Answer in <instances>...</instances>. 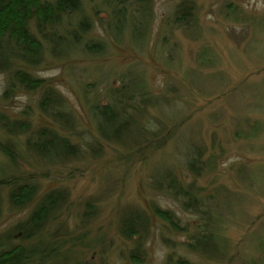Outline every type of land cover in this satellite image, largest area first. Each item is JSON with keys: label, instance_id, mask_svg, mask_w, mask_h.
Wrapping results in <instances>:
<instances>
[{"label": "rangeland", "instance_id": "1", "mask_svg": "<svg viewBox=\"0 0 264 264\" xmlns=\"http://www.w3.org/2000/svg\"><path fill=\"white\" fill-rule=\"evenodd\" d=\"M182 1L149 0L143 7L136 0H83L81 15L92 27L87 39L103 42L101 54L73 44L31 68L66 96L76 139L90 153L52 165L24 151V135L14 138L15 165L0 152V251L28 244L11 236L46 192L64 188L68 201L44 232L57 231L65 241L60 264H166L169 255L192 264H264V0H188L195 17L186 28L175 22ZM119 10L146 20L147 30L133 33L129 21L119 29ZM138 77L151 99L137 116L141 132L97 139L94 106L111 102L112 90ZM5 89L0 73V112L36 127L45 123L39 92L21 89L5 100ZM0 140H7L2 129ZM194 156L197 171L190 167ZM14 177L39 189L21 208L2 183ZM173 178L191 186L199 209L174 195ZM88 202L92 216L85 219ZM156 207L173 212L187 230L173 228ZM130 210L144 216L141 238L121 233ZM203 222L214 237L211 253L184 244ZM138 240L141 260L132 255Z\"/></svg>", "mask_w": 264, "mask_h": 264}, {"label": "trees", "instance_id": "2", "mask_svg": "<svg viewBox=\"0 0 264 264\" xmlns=\"http://www.w3.org/2000/svg\"><path fill=\"white\" fill-rule=\"evenodd\" d=\"M83 0H0V73L6 75V89L3 98L9 100L18 90L39 92L38 110L45 118V123L33 126L31 119H10V116L0 112V129L7 140H0V152L15 165L17 143L15 137L26 136L24 151L31 158L38 157L52 165H62L69 161L87 157L89 150L84 148L83 138L76 139L79 132L74 114L69 102L47 78L36 76L32 67L44 63L47 54H62V51L73 44H78L91 54H101L103 42L89 40L87 34L91 31V22L88 17L81 15ZM143 7L149 0H136ZM127 19L120 10L115 13L116 26L120 28L130 22L133 33L147 30L146 20L142 23L133 14ZM194 6L192 2L183 0L176 11L175 22L186 28L194 20ZM75 18V27L73 26ZM145 19V18H143ZM139 24L140 26H135ZM142 31V30H141ZM143 33V32H141ZM84 38L86 39L84 41ZM124 79V78H123ZM129 79V78H128ZM123 80L120 87L111 91V102H104L94 106L93 111L98 119L97 139L124 140L127 136L138 135L141 130L137 116L144 112V105L151 99L142 91L141 78L127 82ZM144 104V105H143ZM155 105V104H154ZM30 115V112H26ZM143 129V128H142ZM145 129V128H144ZM143 129V130H144ZM138 133V134H137ZM91 149V143L87 142ZM94 149H92V152ZM194 156L190 161L191 170H198L199 159ZM23 179L14 177L2 182L10 188V201L13 206L21 208L31 202L39 192L34 184L21 182ZM171 181L174 195L186 198V205L198 208L196 195L186 188L180 181L173 178ZM69 194L64 188H55L46 192L38 202L30 217L19 225V233L13 234L12 239H24L28 244L12 245L0 251V264H60L63 259L65 241L58 240L57 231L44 234L45 229L53 222H58L60 210L68 201ZM185 202V201H184ZM88 202L83 218L92 216ZM154 213L163 216L176 230L186 229L175 220L173 212L164 211L156 207ZM141 212L130 210L124 215L121 223V233L126 238H141L147 226ZM206 222L197 223L195 232L184 241L191 250L201 253H211L213 246L212 233L206 230ZM206 227V228H205ZM49 230V229H48ZM47 231V230H46ZM132 255L143 259L144 250L138 240ZM65 261H62V264ZM192 264L189 260L172 255L167 258L166 264Z\"/></svg>", "mask_w": 264, "mask_h": 264}]
</instances>
